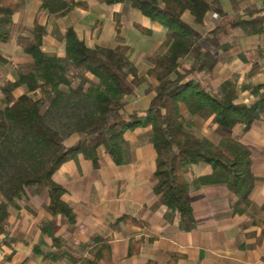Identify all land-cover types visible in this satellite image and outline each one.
Returning a JSON list of instances; mask_svg holds the SVG:
<instances>
[{
  "label": "trees",
  "instance_id": "1",
  "mask_svg": "<svg viewBox=\"0 0 264 264\" xmlns=\"http://www.w3.org/2000/svg\"><path fill=\"white\" fill-rule=\"evenodd\" d=\"M104 2L138 9L161 24L168 36L166 50L158 53L152 66L141 74L130 60L131 47L123 37L115 45L90 47L73 27H67L63 33L65 55L48 52L44 49L48 26L41 13L48 11L59 19L73 9H88L89 5L86 0H42L32 31L16 40L17 46L30 56V67L0 86V246L13 245L14 239L9 236L10 209L17 207L29 191L44 194L49 200L48 213L74 227L77 216L65 199V187L54 179L57 170L78 155H84L97 167L101 147L116 164H125L131 154L126 134L145 128L149 129L142 136L156 154L153 191L168 212L183 221H193L191 194L202 186L228 189L236 197L234 213H248L253 206V147L233 137L215 144L191 128L195 116L213 115L212 123L226 132L238 125L246 131L264 116V82L239 84L236 78H228L218 87L212 85L223 56L231 59L236 50L235 43L223 40L228 29H241L246 36L263 35L264 17L256 14L262 9L251 8L230 16L220 0ZM19 6L15 0H0V72L10 63L3 45L12 38ZM187 12L190 19L184 17ZM210 12L217 13L224 22L202 33L196 25L204 24ZM115 17L119 32L120 16ZM134 26L141 34L154 35L152 29L139 23ZM147 76L157 81L147 107L131 109L130 98ZM21 87L24 92L17 95L15 91ZM244 91H249L254 100H242ZM75 134L79 135L77 142L66 145ZM201 162L210 165L211 173L190 181L187 174ZM258 210L264 214V201ZM123 219L145 225L135 217ZM256 223L264 231V219ZM53 225L43 222L42 231L53 238L56 247H61L64 238L54 235ZM141 244L142 239L132 240L129 255L137 253ZM80 247L90 256L38 252L46 261L70 254L73 264H115L107 237L95 235ZM180 257L175 254L169 264ZM144 264L159 263L149 260Z\"/></svg>",
  "mask_w": 264,
  "mask_h": 264
},
{
  "label": "crops",
  "instance_id": "2",
  "mask_svg": "<svg viewBox=\"0 0 264 264\" xmlns=\"http://www.w3.org/2000/svg\"><path fill=\"white\" fill-rule=\"evenodd\" d=\"M86 1L88 9H73L59 19L50 15L55 19V27H59L61 37L51 39L63 44V52L57 53L60 56L65 55L63 33L67 27H73L90 47L116 44L118 32L115 16L120 15L126 6L122 3L109 5L104 0ZM41 4L42 0L34 2V5L31 2L26 12L31 15L34 10L36 14ZM255 9L264 10V7ZM129 10L135 13L132 8ZM51 17L48 15L43 21L48 26ZM97 21H103V24L94 28ZM147 28L154 31V37L165 33L163 26L154 21ZM123 31L120 35L124 34ZM48 32L49 35V28ZM255 36L261 38H258L256 50L262 55L264 34ZM235 48L233 54L247 61L240 53L241 47L236 44ZM235 55L231 59L224 55L222 63L234 60ZM262 74L260 70H251L247 76L254 78V81L244 83H262L264 80L255 81ZM150 97L144 96V108ZM251 97L249 91L242 93V100L246 102H250ZM130 107L137 109L132 102ZM198 118L202 119L200 126ZM194 119L192 131L215 144H222L233 137L253 147L252 168L256 183L252 192L253 206L248 213L233 212L236 197L223 186H202L193 190V221H183L177 214L168 212L167 207L160 203V196L153 191L156 154L153 145L142 136L149 128L139 129L126 134L131 149L127 163L116 164L101 147L97 167L84 155H78L63 163L55 173V181L65 187V199L76 213L77 223L74 227L48 213L46 206L49 200L44 194L28 193L27 197L19 200L18 206L10 209L12 228L9 236L14 239L13 245L1 244L0 264H73L70 254L74 256L78 252L90 256L80 246L95 235L109 238L115 264H144L149 260L169 264L175 254L182 257L174 264H264V231L256 223V220L264 219V214L258 210L264 201V116L250 129L245 131L243 126L238 125L230 133L212 123L213 115L195 116ZM73 136L66 141V145L77 142L79 136ZM211 171L210 165L201 162L192 167L187 178L194 181ZM124 216L135 217L145 225L126 222ZM45 221L53 222L54 235L64 238L61 247H56L53 238L42 231ZM139 239H142L139 251L129 255L131 241ZM38 250L70 254L55 261H46Z\"/></svg>",
  "mask_w": 264,
  "mask_h": 264
},
{
  "label": "rangeland",
  "instance_id": "3",
  "mask_svg": "<svg viewBox=\"0 0 264 264\" xmlns=\"http://www.w3.org/2000/svg\"><path fill=\"white\" fill-rule=\"evenodd\" d=\"M20 4L18 11L15 13V21L12 27V38L11 40L3 45V50L5 54L9 57L10 63L6 64L2 71L0 72V86L3 85L7 80H15L17 78L19 71H27L30 67L31 58L29 55L25 54L20 47L17 46L16 40L20 35H29L33 29L35 18V11H32V14L26 12V8L30 9L31 2L34 5V2L38 0H15ZM221 6L225 9L230 16H233L238 13L245 12L250 10L251 8H263L264 0H220ZM126 6V5H125ZM128 8V9H127ZM129 8L130 6H126L125 10H122L120 13V30L116 35V43L122 39L127 41V43L131 47L130 51V60L135 64L138 71L143 74L145 71L152 66L154 59L158 53H161L166 50V42H167V32H161L159 36H146L141 34L139 31L137 32L135 28H133V23H139L142 26L150 27L151 19L143 15L139 10L132 8V13ZM258 16L264 17V10L258 11L256 13ZM49 15L48 11H43L41 13V19L44 21ZM49 17H51L49 15ZM185 19H190V15L187 12L184 15ZM49 19V18H48ZM103 21H105L103 19ZM103 21H97L94 28L100 27L103 24ZM55 19L51 17L49 19V31L50 34L47 35L45 42V49L51 53H59L63 52V44L57 43L53 41L52 37H58L59 27H55L54 25ZM116 22V20H115ZM224 22L223 19L219 17V15L215 12H210L207 15V18L204 24L196 25V28L202 33L207 32L211 28H213L217 23ZM100 23V24H98ZM124 30L122 33L121 31ZM241 29H228V34L223 37V40L229 43L238 44L241 49L240 53L246 57L247 61L242 60L237 57L235 54V59L232 61L225 63H220L216 68L214 79L212 81V85L214 87H218L221 85L224 79L228 78H236L239 84H243L246 81H254V78L248 77L247 74L252 71L262 72L261 76H257L255 81L258 82L260 80H264V53L261 55L256 50V45L258 44L259 37H248L242 35ZM61 37V36H60ZM261 39V38H259ZM125 41V42H126ZM262 44L264 46V38H262ZM56 43V44H55ZM109 43V42H108ZM52 46L55 48L52 49ZM256 76V75H255ZM254 76V77H255ZM157 83V81L152 77H146L145 82L138 88L137 93L130 98V102H132L133 107H144V96L149 97L151 95L152 87ZM24 92V88H18L15 93L18 95ZM254 100V97H251V101ZM2 104V93L0 90V105ZM148 104V103H147ZM147 107V106H146ZM199 119V118H198ZM202 119L197 121L198 126H200ZM197 134V133H196ZM79 136L78 134H75ZM199 135V134H198ZM74 137V136H73ZM72 142L71 141H68ZM29 193H32L29 191Z\"/></svg>",
  "mask_w": 264,
  "mask_h": 264
}]
</instances>
